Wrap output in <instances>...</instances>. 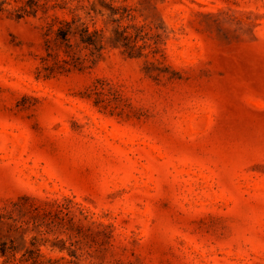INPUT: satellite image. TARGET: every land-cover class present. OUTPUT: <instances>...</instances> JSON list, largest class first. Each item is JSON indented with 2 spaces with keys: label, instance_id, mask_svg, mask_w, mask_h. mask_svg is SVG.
Listing matches in <instances>:
<instances>
[{
  "label": "rangeland",
  "instance_id": "1",
  "mask_svg": "<svg viewBox=\"0 0 264 264\" xmlns=\"http://www.w3.org/2000/svg\"><path fill=\"white\" fill-rule=\"evenodd\" d=\"M0 264H264V0H0Z\"/></svg>",
  "mask_w": 264,
  "mask_h": 264
},
{
  "label": "trees",
  "instance_id": "2",
  "mask_svg": "<svg viewBox=\"0 0 264 264\" xmlns=\"http://www.w3.org/2000/svg\"><path fill=\"white\" fill-rule=\"evenodd\" d=\"M3 252L5 251V250H2Z\"/></svg>",
  "mask_w": 264,
  "mask_h": 264
}]
</instances>
